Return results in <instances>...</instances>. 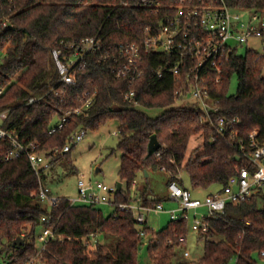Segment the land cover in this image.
Returning <instances> with one entry per match:
<instances>
[{"label": "trees", "instance_id": "trees-1", "mask_svg": "<svg viewBox=\"0 0 264 264\" xmlns=\"http://www.w3.org/2000/svg\"><path fill=\"white\" fill-rule=\"evenodd\" d=\"M129 1L128 5L123 2ZM137 0H0V20H9L0 31V113L7 117L0 127L13 131L25 143L39 149L63 147L71 134L80 129H97L109 119H118L117 148L122 153L119 176L126 189L116 192L115 204L138 202L155 206L161 199L133 197V182L145 170L169 173L184 186L180 171L185 169L194 190L218 186L222 191L238 168H253L241 151V144L258 131L264 144V53L248 49L225 50L221 73L212 69L207 82L211 97L217 100L218 114L237 118V134L221 136L215 125L202 119V112L176 103L178 79L165 67L175 60L167 54L149 53L143 62V75L135 82L118 79L110 60L87 54L75 69V83L61 82L52 51L58 49L66 61L68 42L99 36L104 48L135 40L146 26L157 25L164 10L136 5ZM168 3L169 1L166 0ZM230 7L257 12L264 17V0H227ZM162 68L161 74L156 69ZM238 77V88L230 93L231 77ZM221 77L220 83L215 78ZM54 90V91H53ZM134 91L131 101L125 93ZM58 91V94H55ZM32 97L41 101L29 103ZM90 103L87 104V101ZM142 108H163L152 117ZM80 109V113L73 111ZM67 113L66 126L50 130ZM216 117L217 115L214 114ZM156 134L161 147L149 155L148 143ZM203 141L188 157L195 135ZM12 145L0 138V255L3 264H26L37 252V235L42 217L51 219L55 237L44 253L46 264H138L144 238L152 264L174 263L176 250L186 242L187 219L170 220L161 230L138 223L130 212L115 210L106 215L99 206L70 205L63 200L50 208L37 195L39 178L26 153L5 160ZM73 149V147H72ZM71 149V151H72ZM71 151L53 163L70 157ZM51 165V166H52ZM44 179V174L42 175ZM192 190L191 188H189ZM204 253L195 264H257L254 257L264 251V189L238 204L227 203L225 212L208 217ZM146 232V236L141 235ZM96 235L93 248L83 238ZM59 236H64L63 240ZM21 237L24 243L13 245Z\"/></svg>", "mask_w": 264, "mask_h": 264}, {"label": "built area", "instance_id": "built-area-1", "mask_svg": "<svg viewBox=\"0 0 264 264\" xmlns=\"http://www.w3.org/2000/svg\"><path fill=\"white\" fill-rule=\"evenodd\" d=\"M137 0L136 5L151 9L164 10L157 25L146 26L144 33L135 40L127 43H120L116 46L104 48L102 39L99 36L85 37L80 42L66 43L73 49L66 61L61 58L58 49L52 51L53 58L60 75L61 82L65 84L75 83V67L89 53L100 55V61L110 60L113 63V72L116 78L128 80L130 83L137 81L144 73L143 62L146 55L156 53L167 54L174 58L175 62H167L165 67L175 76L178 81L176 91V103L183 104L188 99L198 103V110L202 112V119L215 125L216 131L221 136L234 137L237 132L235 125L237 118L229 119L218 114L217 100L210 94V85L207 79L212 69L221 73V57L225 50L237 49L228 44V40L234 39L243 44L251 37L261 39L263 51H259L258 57L264 53V17L257 12H250L251 18L244 22L239 9L229 6L227 0ZM128 5L129 1L123 2ZM9 20H0L1 28L8 27ZM162 68L156 69L161 74ZM221 77L217 75L216 83H220ZM54 91V90H53ZM2 92V91H0ZM58 94V91H55ZM134 91L125 93V100L131 101ZM42 97H32L29 103L41 101ZM211 102V103H209ZM90 100L87 101V104ZM80 113V109L73 111ZM214 114H216V117ZM70 116L67 113L50 130L53 134L66 126ZM7 117V112L0 113V121ZM86 134L85 129H80L71 134L69 141L63 147L50 149H39L33 142L29 144L18 139L13 131H7L0 127V138L8 139L12 145L10 153L5 160L26 153L36 175L39 178V191L37 193L40 201L50 208L56 207L63 200L70 205H104L110 204L122 211L130 212L138 223L147 222L146 211H165L163 202L155 206H143L140 203H117L115 204L117 185L110 186L103 182L86 181L82 174L78 181V194L75 197L65 198L54 194L42 178L44 171L51 167L52 163L60 156L69 153L72 147L81 141ZM258 131L250 134L248 142H242L241 151L253 168L241 167L237 175L230 178L228 185L222 191H216L206 196L204 200L195 198L189 188L181 186L173 180L168 184V198L178 204L177 208L170 209L173 220H189L190 210H197L201 207L208 209V215L201 218L195 216L192 229L205 233L208 230V217L218 216L225 212L227 203L238 204L251 197L260 189H264V144L257 140ZM136 186V180L133 187ZM42 230L37 235V252L26 264H46L43 260L44 253L50 240L55 233L49 222L48 216L42 217ZM141 235L146 236L145 231ZM63 240L64 236H59ZM83 242L95 244L96 235L86 236ZM188 255V252H186ZM258 257L264 264V251L258 253Z\"/></svg>", "mask_w": 264, "mask_h": 264}, {"label": "rangeland", "instance_id": "rangeland-1", "mask_svg": "<svg viewBox=\"0 0 264 264\" xmlns=\"http://www.w3.org/2000/svg\"><path fill=\"white\" fill-rule=\"evenodd\" d=\"M239 13L244 22L250 20V11L239 10ZM228 44L237 48L239 54H245L248 49L263 51L261 39L257 37H251L247 43L243 44L234 39H230L228 40ZM237 88L238 77L234 74L230 79V93H236ZM179 105L189 109L198 108V103L193 99H188L183 104L175 103L173 106ZM142 110L152 117H156L164 111L163 108H142ZM119 125V120L114 118L107 120L97 129H87L84 138L73 146L69 160H60L44 171V183L50 187L54 194L65 198L77 196L78 181L82 174L85 175V179L88 182L92 181L95 184L97 182H103L110 186H116L118 182H122L123 188L126 189V182L121 181L119 176L122 156V153L117 148ZM202 141L203 138L199 136V134L192 137L187 151L188 157ZM179 176L182 178L184 186L192 189L189 174L185 169L180 171ZM168 180L169 173L163 169L151 171L149 176H146L145 173H140L136 179V186L131 189L133 197L138 201L142 200L143 197L150 200H163L165 211L155 212L144 210L149 227L155 231L163 229L169 221L172 220L169 210L178 207L176 202L168 198ZM192 190L194 191V189ZM213 190H219V187L213 186L209 189L194 193L195 196L204 200ZM99 208L102 209L106 215H109L115 210V207L110 204L100 205ZM202 215H208V209L206 207L190 210L187 240L177 248L173 258L174 263L195 264L203 255L204 238L199 231L192 229L195 216L201 218ZM37 243L39 244V242ZM148 244L149 237H145L140 248L138 264H152V259L148 251ZM89 247H94L93 242L89 244ZM186 252H188V255H186ZM254 257L257 259V264H262L257 254H255ZM0 264H3L1 255ZM230 264H236V260H232Z\"/></svg>", "mask_w": 264, "mask_h": 264}, {"label": "water", "instance_id": "water-1", "mask_svg": "<svg viewBox=\"0 0 264 264\" xmlns=\"http://www.w3.org/2000/svg\"><path fill=\"white\" fill-rule=\"evenodd\" d=\"M161 147V143L157 137L156 134H153L150 138V141L148 143V153L149 155L153 154L154 152H156L159 148ZM145 175L149 176V173L147 170H145ZM123 185L122 182H118L117 183V189L122 190ZM24 243L23 239L21 237H18L14 240L13 245H17L18 247H20L22 244Z\"/></svg>", "mask_w": 264, "mask_h": 264}, {"label": "crops", "instance_id": "crops-1", "mask_svg": "<svg viewBox=\"0 0 264 264\" xmlns=\"http://www.w3.org/2000/svg\"><path fill=\"white\" fill-rule=\"evenodd\" d=\"M200 190H201V189L194 190V191L191 190V191H192V194H193V196H194L195 198H199V197L195 196V193H194V192H199ZM216 191H218V190H213L211 193H214V192H216ZM211 193H209V194H211ZM209 194H208V195H209ZM208 195H207V196H208ZM199 199H200V198H199Z\"/></svg>", "mask_w": 264, "mask_h": 264}]
</instances>
